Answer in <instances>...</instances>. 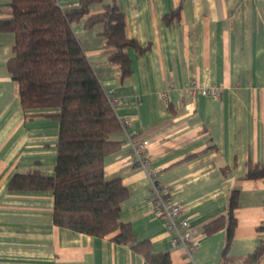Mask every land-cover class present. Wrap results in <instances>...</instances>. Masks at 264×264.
I'll list each match as a JSON object with an SVG mask.
<instances>
[{
	"label": "crops",
	"instance_id": "crops-1",
	"mask_svg": "<svg viewBox=\"0 0 264 264\" xmlns=\"http://www.w3.org/2000/svg\"><path fill=\"white\" fill-rule=\"evenodd\" d=\"M116 1L128 38L144 50L128 49L129 78L122 80L109 61L115 49L103 25L88 29L84 18L72 28L105 92L118 99V119L130 120L117 136L121 148L105 162L106 178L120 177L128 190L121 221L173 264H246L264 238V179H246L248 161L264 163V0ZM57 2L70 10L81 0ZM10 5L0 0V20L11 19ZM102 7L94 4L92 11ZM14 44L13 33L0 32V264H151L113 242L114 235L55 225L52 192L10 189L19 173L54 176L60 133L59 121L46 116L58 110L26 116L8 70ZM126 132L147 141L158 181L171 187L199 234L192 260L173 246L164 220L154 214L150 179L130 165ZM217 219L222 227L209 234L206 226ZM251 264H264V257Z\"/></svg>",
	"mask_w": 264,
	"mask_h": 264
},
{
	"label": "trees",
	"instance_id": "trees-1",
	"mask_svg": "<svg viewBox=\"0 0 264 264\" xmlns=\"http://www.w3.org/2000/svg\"><path fill=\"white\" fill-rule=\"evenodd\" d=\"M100 3L102 10L94 13L92 6ZM10 13L11 19L0 20V32L15 36L8 70L18 83L26 116L32 119L43 116L42 111L58 110L46 116L60 123L54 176L38 171L19 173L11 179L10 189L50 191L55 225L94 237L114 235L113 242L130 246L151 264H173L168 254L154 252L149 241H137L131 226L121 221L128 190L120 177L106 178L105 162L121 148L123 142L117 136L123 126L72 28L84 18L88 29L103 25L107 45L115 49L109 61L119 66L122 80L129 78L128 49L144 50L128 38L117 1L81 0L78 7L63 10L57 0H11ZM246 167V179H264V163L248 161ZM236 205L234 192L227 214L231 226ZM221 227L217 219L206 231L214 233ZM263 257L264 238L245 262Z\"/></svg>",
	"mask_w": 264,
	"mask_h": 264
},
{
	"label": "built area",
	"instance_id": "built-area-1",
	"mask_svg": "<svg viewBox=\"0 0 264 264\" xmlns=\"http://www.w3.org/2000/svg\"><path fill=\"white\" fill-rule=\"evenodd\" d=\"M202 93L213 98L217 97L215 92L203 90ZM108 97L115 108L119 104L118 99ZM121 124L123 130H126L130 120L124 119ZM126 144L130 153V165L143 170L150 179L149 200L154 214L164 220L166 229L172 237L173 246L183 249L185 255L192 260L199 245V234L184 217L182 205L174 199L171 187L158 181V171L152 166L147 141L134 132H126Z\"/></svg>",
	"mask_w": 264,
	"mask_h": 264
}]
</instances>
